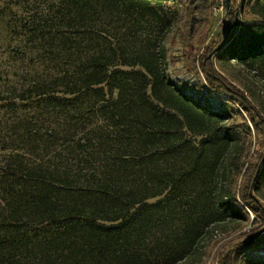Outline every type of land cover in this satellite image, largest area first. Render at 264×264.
<instances>
[{
  "label": "trees",
  "instance_id": "trees-1",
  "mask_svg": "<svg viewBox=\"0 0 264 264\" xmlns=\"http://www.w3.org/2000/svg\"><path fill=\"white\" fill-rule=\"evenodd\" d=\"M173 1L205 84L194 64L197 81L168 71L164 0L0 8V264H175L247 210L255 226L220 263L264 248V140L248 160L264 115L213 62L264 74V0H224L222 36L203 47L216 0Z\"/></svg>",
  "mask_w": 264,
  "mask_h": 264
},
{
  "label": "rangeland",
  "instance_id": "rangeland-1",
  "mask_svg": "<svg viewBox=\"0 0 264 264\" xmlns=\"http://www.w3.org/2000/svg\"><path fill=\"white\" fill-rule=\"evenodd\" d=\"M39 0H0V8L5 5H10L13 10L18 12H32L35 10L32 7ZM174 1L173 0H164V9L167 13H170V17H173L175 21H173L172 30L168 35L166 40V44L168 46V63H169V73L172 74L175 78H179L182 80L189 79L190 81H197L196 74L189 71V67L197 68L198 76H200L201 82L206 83L204 76L199 71V67L196 63L186 62L187 55V42L183 37V25L185 23V18L180 16L177 18L174 16ZM180 5V4H179ZM183 6L181 5L180 9ZM243 18L254 17V15L247 8L243 11ZM197 15V14H195ZM225 16V11L223 10L221 16H215L212 14L209 18V21L206 23L199 24L196 28V33L194 36H198L196 38L197 44L201 40V47L209 43L210 41H219L221 36H217L218 33H221V19L220 17ZM207 32V33H206ZM205 34L207 37L205 38ZM212 42V43H213ZM200 47V48H201ZM197 51L196 58H198L202 49ZM214 65L216 69H219L220 72L233 84L239 87L244 91V94L253 101L254 104H257L258 107L263 112L264 115V74L261 73L256 68H250L246 64H242L237 62L236 60H223L219 62L213 58ZM215 103H218V99L213 98ZM234 107H237L239 111L246 116V113L236 104L232 103ZM218 107V106H216ZM222 107V106H220ZM239 116L235 111L231 110L230 115L226 116V122H230L232 119L238 120ZM197 139V138H196ZM250 139H251V148L249 152L248 160H255V156L253 155V151L258 150L264 140V136L260 135L259 132L253 129L250 125ZM225 185L229 189H237L240 184L241 175L236 177L235 173L232 172L229 174ZM237 178V179H236ZM260 201L264 204V189L258 197ZM248 212V221L247 222H235L232 220H225L224 222L217 224L214 228H212L202 239V241L194 250V254L186 259L179 261L175 264H221L220 259L218 257V252L221 249L229 250L234 246V244L239 240V237L243 233H246L251 229L255 224L252 225L254 215L250 210ZM258 226V225H257ZM262 229H264V224ZM255 260H264V248L259 250H253L251 252H247L243 257L237 258L235 264H253Z\"/></svg>",
  "mask_w": 264,
  "mask_h": 264
},
{
  "label": "built area",
  "instance_id": "built-area-1",
  "mask_svg": "<svg viewBox=\"0 0 264 264\" xmlns=\"http://www.w3.org/2000/svg\"><path fill=\"white\" fill-rule=\"evenodd\" d=\"M216 2H217V4L213 8V15H215V16H217V15L218 16H221L223 10L225 11V9H224V0H216ZM220 18H223V17H220Z\"/></svg>",
  "mask_w": 264,
  "mask_h": 264
},
{
  "label": "water",
  "instance_id": "water-1",
  "mask_svg": "<svg viewBox=\"0 0 264 264\" xmlns=\"http://www.w3.org/2000/svg\"><path fill=\"white\" fill-rule=\"evenodd\" d=\"M227 1H228V0H226V5H227V7H228Z\"/></svg>",
  "mask_w": 264,
  "mask_h": 264
}]
</instances>
